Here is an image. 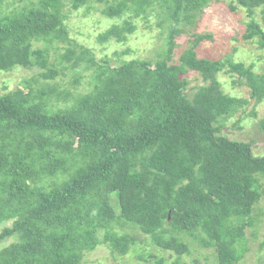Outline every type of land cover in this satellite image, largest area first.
Wrapping results in <instances>:
<instances>
[{"label": "trees", "instance_id": "obj_1", "mask_svg": "<svg viewBox=\"0 0 264 264\" xmlns=\"http://www.w3.org/2000/svg\"><path fill=\"white\" fill-rule=\"evenodd\" d=\"M233 1L250 19L244 41L264 50V0ZM210 2L0 0V74L41 70L26 79L27 91L0 93V264H84L101 246L115 261L131 254L130 262H144L148 245L138 232L178 255L172 264L196 248L213 250L218 264L243 261L248 229L257 238L263 222L264 156L222 134L221 122L264 102V72L231 54L200 57L210 35L174 60L181 25H193ZM93 11L112 22L97 37L102 45L126 42L133 19L158 27L166 43L159 59L115 52L114 63L98 60L68 24L72 12L88 22ZM68 71L75 86L88 72L89 92L52 82ZM190 72L204 85L190 89ZM225 74L249 89L248 99L224 90Z\"/></svg>", "mask_w": 264, "mask_h": 264}, {"label": "rangeland", "instance_id": "obj_2", "mask_svg": "<svg viewBox=\"0 0 264 264\" xmlns=\"http://www.w3.org/2000/svg\"><path fill=\"white\" fill-rule=\"evenodd\" d=\"M96 5L101 6V4L98 3H96ZM232 5H234L233 0H211L209 6L204 8V12L195 19L193 25L183 26L182 24L180 28L184 27V32L176 39L177 47L173 57L174 60L179 61L181 54L193 45L198 36L210 35L213 39L211 41L204 40L197 50L200 57L219 59L225 55L231 54L236 61L243 62L246 65L254 63L257 72H264V50H261L256 42L244 41L243 39L247 23L250 21L248 13L243 8L233 11L231 9ZM90 14L89 21L87 22L84 18L80 19V16H78L76 12H72L69 20L70 22H68L71 27L70 36L79 43L91 47L95 51L97 59L100 61L105 58L114 63L115 52H126V55H122L123 59L156 61L160 57V51L165 49L164 38L159 37L160 30L158 27H153L151 22L145 23L140 19L132 20L137 30L129 34L126 42L117 43L115 40H111L109 44H99L97 37L100 33H103L112 22L105 19L100 12L93 11ZM262 18L263 14L261 9H259L256 12V20L262 21ZM72 26L78 28L79 31L77 29H72ZM149 26H151L152 29L149 28ZM37 46L43 48L45 44L42 41L36 42L35 47ZM235 48L237 50H234ZM50 57L51 61H57V55L54 53L51 52ZM56 69L58 71H63L62 66L59 64L56 65ZM39 72H41L39 68L26 69L18 67L12 72L0 74V93L12 91L16 88L26 90V79L38 76ZM84 73V75H86L85 78H82L81 83L77 86L71 85L73 80L72 75L74 73L69 71L65 72L64 75L60 74L52 82L56 81L61 86L70 88L75 94H85L89 92L90 89L87 78L88 72ZM186 77L189 81L190 89L204 85L202 77L195 72H190ZM221 79L223 88L226 92L233 96L248 99L249 89L246 86H233L232 79L226 74L222 75ZM45 82L47 81L42 80L40 83ZM5 87L8 89H4ZM252 112H255L256 115ZM239 119L242 120L238 122ZM261 121H264V102L260 105H256L254 100H252L248 106H245L232 117L221 122L224 125L222 134L236 141L252 143L254 154L264 156V130L261 129ZM259 182L263 186L261 190L263 197L258 205V218L262 219L263 222L257 238L253 236L252 230L248 229L247 237L249 239V251L239 264H264V248L260 249V245L264 241V177H260ZM2 229L3 227H0V231ZM114 229L119 232L123 230L126 231L119 226H116ZM138 235L139 240H145L148 245L146 246L147 249H145L147 255L145 256L144 262L138 259H134L133 262H130L132 260L130 258L131 254L125 255L122 258L118 257L115 261L109 249L106 246H101L94 252L86 254L84 264H156V259L150 258L152 254L158 259L164 258L166 260L165 264H172L178 258V255L175 253L163 251L152 244L150 239L141 232H138ZM212 252L213 250L196 248L191 254H187L181 258L182 264H196L194 260H198L197 263L199 264H218L214 257L209 255Z\"/></svg>", "mask_w": 264, "mask_h": 264}]
</instances>
